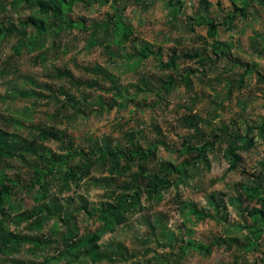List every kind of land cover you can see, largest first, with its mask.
I'll return each instance as SVG.
<instances>
[{"label":"rangeland","instance_id":"1","mask_svg":"<svg viewBox=\"0 0 264 264\" xmlns=\"http://www.w3.org/2000/svg\"><path fill=\"white\" fill-rule=\"evenodd\" d=\"M203 1L174 0L180 5L172 8L169 0H68L72 11L57 27L49 20L48 34L34 43V28L25 37L15 28L39 15L37 8L27 0H0L7 32L0 40V134L58 157L73 151L68 166L80 176L67 181L66 167H59L44 194L40 187H22L32 180L29 165L36 158L0 162V171L9 167L4 173L23 183L0 207V217L8 218L4 229L16 237L8 246L0 240V264H264V216L247 211L264 209V0H205L209 7ZM233 4L246 8V18L236 14L207 40L205 23L222 24ZM71 20L85 21L86 28H69ZM126 28L133 33L128 39ZM145 47L153 54L143 61L137 54ZM173 49L202 54L206 64L179 60L180 74L192 71L190 83L166 93L158 87L172 74L163 65ZM213 49L229 58L217 59ZM237 81L242 86L234 85L231 95L230 82ZM68 97L79 102L77 108ZM195 113L202 135L184 125V116ZM44 131L59 141H42ZM238 136L253 145L238 152L242 161L233 170L226 151ZM191 137L208 149L177 186L147 200L141 194L147 181L139 179L140 208L123 210L122 220L109 226L97 222L106 204L124 206L133 177L151 175L160 164L180 167L186 160L180 150ZM159 141L163 145L141 165L121 159L118 172L114 154L99 157V151L127 152ZM137 190L130 188L129 196ZM39 211L42 217L18 221ZM95 234V249L55 262L70 245ZM171 234L211 252L194 248L183 255L182 244L164 238Z\"/></svg>","mask_w":264,"mask_h":264},{"label":"trees","instance_id":"2","mask_svg":"<svg viewBox=\"0 0 264 264\" xmlns=\"http://www.w3.org/2000/svg\"><path fill=\"white\" fill-rule=\"evenodd\" d=\"M29 3V6L31 8H37V12L39 15H31L26 20L22 21V28L21 30L19 28H15V30H18L21 34V36L25 37L27 36V28L32 27L35 31L38 32V34L33 38L34 43L37 42V40L40 39V37L45 36L48 34L50 27L48 26L49 20L56 21L55 25L52 27H57V23L64 20L67 17V14L72 11V7L74 5V2H68V0H27ZM262 2V1H261ZM180 5V3L178 4ZM174 4V0H169L168 7H178ZM203 7H209L210 4L207 1H203ZM234 11L231 14V16L226 17L222 24H216L214 22L208 21L205 23L207 27V40L208 39H215L217 37L218 28L220 26L226 27L228 21H234L236 14H239V17L246 18V8H239L237 5L233 4ZM121 11V10H120ZM122 12V11H121ZM203 21V20H202ZM203 23V22H200ZM85 21H81L80 23H76L74 20L70 21L69 28L70 27H77L82 26L83 29L86 28ZM202 25V24H201ZM204 25V24H203ZM60 30L62 28H59ZM11 31V30H9ZM7 32L3 29V26L0 24V40H2L6 36ZM132 30L129 28L125 29L124 37L126 39L130 38L132 36ZM119 45V43H117ZM32 46V44H30ZM34 47V46H33ZM17 52H20V49H17ZM171 56L168 58V62L163 65L165 69H168L172 72L171 75H169L166 79H160L161 85L158 87L159 91L162 92H170L176 85L184 83L185 81L187 84L190 83V75L192 71L180 74L179 73V66L178 61L182 59L187 60H194L197 59L199 62H202L204 65L206 64V60L204 59L202 54H189V52L182 54L177 51L176 49H173ZM213 55L217 57V59L220 58V56L224 58H229L227 52L225 51H219V49H213L212 50ZM150 54H153L149 51L148 47H145L142 52H139L137 54V57L143 61L147 60L150 56ZM247 72V70L245 71ZM68 77H70L71 81L73 82V76L70 74H66ZM177 77H179L177 79ZM185 82V83H186ZM74 83V82H73ZM243 81H237V82H230V94H233V86L237 85L238 88H241ZM119 97L124 98L119 90V93H117ZM68 104H72L75 108L79 105V102L74 97H68L67 100ZM117 102H115L116 104ZM121 106V105H120ZM201 119L204 121V119L201 117ZM199 118L196 116V113L194 116H184V121L186 127L189 129L191 128L193 131H195L197 134L202 133L200 132L198 128L199 124ZM264 127V125H263ZM195 133V134H196ZM2 134V135H1ZM0 134V162L3 161H24L27 162L29 157L36 158L35 165H29L30 169L33 171L32 174V180L28 183V186L22 185L18 180H14L10 178L8 175H6L4 172L5 170L0 171V207L4 204V201L8 200L12 193L14 192L15 188L17 186L22 185L27 190H34L37 187H40L41 190L44 191V194L47 193V185L49 184V178L56 172L57 168L63 167L65 169L66 167V180L67 181H77L80 177L77 173V170L71 169L68 166V161L76 157V153L74 154L73 151L69 153L67 156H61L58 157L56 155L50 154L48 151H44L41 149H34L35 143L31 144L30 146L26 145L27 143L24 142L22 139L14 136V135H8L1 132ZM214 137L222 138L226 135H214ZM41 140L43 141H50L55 140L59 141V137L52 131H44ZM214 142V141H213ZM211 142L210 145H213L214 143ZM163 145L161 141L157 143H150L147 147L143 145H133L132 149L127 152L123 151H114V153H111L109 151H99V157L104 156H110V154H114L115 158V165L113 167V171H117L120 167V160L123 159L127 162V164L134 165L138 164L141 165V163L145 162L148 159V156H153L155 154V151ZM183 147L180 150L181 154L186 156V160L181 164L180 167L173 165V164H160L158 169L154 171L151 175H146L144 172L140 173L138 177L132 178L131 186H127L124 189L123 194L127 192V195H124V206L120 207L115 203H109L104 206L103 209H101L97 213V222L102 223L104 226H109L110 223L115 221L122 220V212L123 210L127 208H140V196H139V188L140 185L138 184V180L141 181L146 180L147 185L145 188L141 191V194H145L147 196V200H153L154 198H160L161 192L165 188H171L173 186H177L179 181L182 179V177L188 172L190 167L195 166L197 163L203 161L205 159V152L207 146L201 145V143L196 142L194 138H190L189 140H186L183 142ZM252 140L248 137H242L238 136L232 137L231 145L226 151V155L230 156L232 160V167L231 169L235 170L239 167L242 157L238 153L239 151L248 150L252 146ZM69 159V160H68ZM68 160V161H67ZM119 171H123L122 169ZM130 188L138 189L136 193H133L129 196ZM256 191V190H255ZM246 195H249V199H255V196L252 194V192L245 193ZM44 196V195H43ZM261 197V196H260ZM45 198H47V195H45ZM249 215L251 216H264V209L253 207L247 209ZM41 214L40 217L43 216L44 211L34 212L31 214H21L19 215L18 221L23 220H30L32 218H35L36 214ZM204 218V217H202ZM0 240L7 243V246L16 239V237L11 234L7 233L4 229V224L7 222L8 218L5 215H2L0 217ZM20 223V222H19ZM18 223V224H19ZM154 229V228H153ZM155 230V229H154ZM153 230V231H154ZM164 238H166L169 241H175L176 245H181V253L184 255L187 250L189 249H198L201 252H205L207 254H210L211 248L206 247H196L192 242L186 241L184 239L178 240L174 238V234L165 235ZM99 236L97 234L89 236V238L84 239L83 241H80L78 245H70L67 249V251L61 255L55 262L62 263L64 260H69L70 258L80 259L82 257V249H86L87 252H89V249L92 247L95 249V245L99 241ZM38 247H42V244L39 242ZM102 258H97L95 262H101ZM49 263V261H46Z\"/></svg>","mask_w":264,"mask_h":264}]
</instances>
